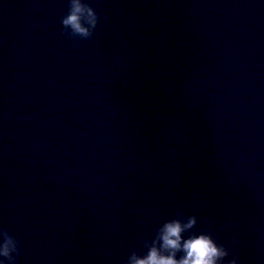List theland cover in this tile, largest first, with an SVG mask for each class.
I'll use <instances>...</instances> for the list:
<instances>
[{
  "label": "water",
  "instance_id": "water-1",
  "mask_svg": "<svg viewBox=\"0 0 264 264\" xmlns=\"http://www.w3.org/2000/svg\"><path fill=\"white\" fill-rule=\"evenodd\" d=\"M86 2L81 39L69 0H41L55 264H125L191 215L226 260L264 264V0Z\"/></svg>",
  "mask_w": 264,
  "mask_h": 264
},
{
  "label": "clouds",
  "instance_id": "clouds-1",
  "mask_svg": "<svg viewBox=\"0 0 264 264\" xmlns=\"http://www.w3.org/2000/svg\"><path fill=\"white\" fill-rule=\"evenodd\" d=\"M108 19L105 15L104 20ZM99 21L86 0H69V11L61 18L64 32L81 39L92 37ZM196 224L195 215L165 221L151 241H144L147 251L143 255L133 251L125 264H239L237 256L225 259L230 249L218 243L211 232H190ZM185 232H189L187 237ZM19 253V240L0 227V264H17Z\"/></svg>",
  "mask_w": 264,
  "mask_h": 264
}]
</instances>
